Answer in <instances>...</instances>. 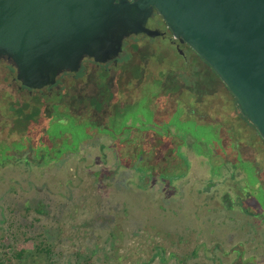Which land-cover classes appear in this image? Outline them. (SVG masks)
I'll list each match as a JSON object with an SVG mask.
<instances>
[{
	"label": "rangeland",
	"instance_id": "rangeland-1",
	"mask_svg": "<svg viewBox=\"0 0 264 264\" xmlns=\"http://www.w3.org/2000/svg\"><path fill=\"white\" fill-rule=\"evenodd\" d=\"M130 42L139 49L112 82L98 68L39 94L36 117H62L48 145L56 157L67 153L46 164L26 160L27 150L0 164V234H50L55 264H264V154L258 135L241 129L255 127L228 114L230 95L208 97L203 77L216 78L209 67L181 77L165 48ZM15 76L1 58L0 105L27 96ZM137 101L144 107L133 111ZM13 120L0 115V140L9 144L21 137ZM101 170L114 177L98 182Z\"/></svg>",
	"mask_w": 264,
	"mask_h": 264
},
{
	"label": "water",
	"instance_id": "water-1",
	"mask_svg": "<svg viewBox=\"0 0 264 264\" xmlns=\"http://www.w3.org/2000/svg\"><path fill=\"white\" fill-rule=\"evenodd\" d=\"M154 8L264 140V0H0V58L22 85L42 89L85 57L117 59L131 35L160 34L146 26Z\"/></svg>",
	"mask_w": 264,
	"mask_h": 264
},
{
	"label": "trees",
	"instance_id": "trees-1",
	"mask_svg": "<svg viewBox=\"0 0 264 264\" xmlns=\"http://www.w3.org/2000/svg\"><path fill=\"white\" fill-rule=\"evenodd\" d=\"M21 91L23 90L21 89ZM37 95H30L28 93L27 96L21 95L17 97L15 95L6 105H0V115L3 117L12 116L14 119L13 130L21 133L20 139L11 144H9L8 141L0 140V164L6 165L10 163V161L15 159L16 154L20 156L25 155V151L27 150H30V152L26 154V160H34V162L43 160L46 164L61 160L64 154L67 153V151H65L60 156L56 157L53 154V149L55 147L48 145L49 140L55 139L53 135L55 134L53 124L60 123L58 121H61L62 117L55 114L52 118L48 119L44 117L37 118L36 116L40 114L41 110L37 104H42L41 98ZM68 117L70 118V116ZM40 123L41 126L37 127ZM93 176L98 182L103 177H114L111 172L105 170L97 171ZM262 191L263 186L260 194H262ZM36 210L44 212L45 204H38ZM20 235L26 237L29 243L21 246L15 245L14 241H16ZM41 236L42 235L32 232L30 229H26L20 233L2 232L0 234V264H55V251L52 241L50 240L51 235L48 234L42 238ZM187 257L186 255L182 257V259Z\"/></svg>",
	"mask_w": 264,
	"mask_h": 264
},
{
	"label": "flooded vegetation",
	"instance_id": "flooded-vegetation-1",
	"mask_svg": "<svg viewBox=\"0 0 264 264\" xmlns=\"http://www.w3.org/2000/svg\"><path fill=\"white\" fill-rule=\"evenodd\" d=\"M146 26L151 28V29H154V30H159L160 34H158L156 36H148L147 34H138V35H131L130 37L125 38L124 41H123V51L120 53L119 57L117 59H112V60H110V61H108L106 63H99V62H96L93 58L85 57L82 60V65H81V68H80V70L78 72H65V73L61 74L58 77V80H57V82L54 85H49V86H46V87H44L42 89H30V88L22 85L21 81H19L16 78V76L13 77V80L20 82L19 87L22 90L26 91L30 95H37L38 94L37 96H39V94L45 93L48 90H53L56 87L59 88L60 85L63 83V82H61V79H63V77L66 76V75H70V77L73 78L74 80L75 79H83L84 80L85 79V75L93 72L96 69L98 70V68L101 69L100 72H104L105 74H107V78L109 79V82H112V80L114 79L113 71L115 69H117V67L119 66V63H121L122 61H127L128 62L131 59L132 55H133L132 51L134 49L135 50L139 49L138 44L135 45L136 43L130 42V40L131 39H138V38H141V37H144L146 40L154 43L155 47H156V51L157 50L161 51L163 48H166V47L171 48L173 55L175 53V56L177 57V59L182 57L184 59L185 63L192 62L191 61V55L192 54L197 55L198 57H200L187 43H182V42H180L179 40H176L173 37L171 30L168 28L166 22L164 21L163 17L160 15V13L157 11V9L154 8L152 10V12L150 13V15L148 17V20L146 21ZM179 52H181L182 55H180ZM128 54H130L129 58L126 57ZM167 59L170 60V58L166 57L165 60H167ZM39 98H40V96H39ZM138 101H137L136 105L131 108L133 111L135 110V108H136V110H138V108L140 106L144 107L145 99L143 97L141 99V101L144 103V105H142L141 102H138ZM130 113L127 112V113H125V115H131L130 119L132 120V116L134 114L133 113L130 114ZM117 118L118 117H116V119ZM116 119L114 117V121ZM127 123H128V120L126 121L125 125H127ZM126 127H128V126H126ZM126 127L124 126V128H126ZM104 132L113 133L114 134L113 131L112 132H110V131L108 132L107 130H105ZM121 132H123V131H121ZM126 132H132V129H130L129 131L126 130ZM117 136H118V134H117Z\"/></svg>",
	"mask_w": 264,
	"mask_h": 264
},
{
	"label": "crops",
	"instance_id": "crops-1",
	"mask_svg": "<svg viewBox=\"0 0 264 264\" xmlns=\"http://www.w3.org/2000/svg\"><path fill=\"white\" fill-rule=\"evenodd\" d=\"M168 52V58H170V60H169V62H170V64L173 66L172 67V69H174V67L175 68H177V69H179L180 67H182V72L180 73V76L182 77V73L183 72H185V73H188L189 75H199V73H201L202 74V72L204 71V69H205V67L207 66V67H209L210 69H211V72H214V70L202 59V58H200V57H198L197 55H194V54H192L191 55V61L192 62H190V63H185L184 62V59L182 58V57H180L179 59H177L176 61L175 60H173V58H172V50H171V48H169V47H166L165 48ZM174 61V62H173ZM179 61H181V64H180V66L178 65V62ZM205 66V67H204ZM185 68V69H184ZM203 69V70H202ZM190 70H191V72H190ZM201 74L199 75V76H197V77H201ZM216 73L214 72V75H215ZM175 76H177V75H175ZM175 76H174V80H175V82L177 83L178 82V79H176L175 78ZM179 76V75H178ZM177 76V77H178ZM210 77H211V74H210V76L206 73L205 74V76L203 77L204 78V80H203V84L205 85V87H206V85L208 84V86H209V89H210V91L207 93L209 96L208 97H210L211 95H213V92L216 94V95H218V97H226L227 99H225V100H227L228 101V99H229V95H230V97H231V99H229V100H231L232 102H230L231 103V105L230 106H227V111H228V114H229V112H231V114H232V116L234 117V119L235 118H238L239 117V115H240V117L242 118V116H241V114H240V111H239V109H238V106H237V103H236V100H235V98L233 97V95L229 92V90H228V88L226 87V85L223 83V81L220 79V77L216 74V78L215 79H210ZM184 79H187V78H184ZM197 82H198V80H196L195 81V84H197ZM200 88V87H199ZM221 91V92H224V93H221L220 94V92L218 91ZM232 95V96H231ZM205 98V97H204ZM238 112H239V115H238ZM236 113H237V115H236ZM243 119V118H242ZM245 121V120H244ZM248 123V122H247ZM241 129L243 130V131H245V135H247V137H250V138H254V140L256 139V135H258V137H259V139L260 140H258V142L260 143L259 144V146H258V148L260 147V149L261 150H263V154H264V142H263V140H262V138L260 137V135H259V133H255L254 132V129H252V128H250V126H249V123L245 126H241ZM191 136H193L192 134H191ZM194 138H196L197 140L198 139H200V140H202L201 138H203V137H197L196 135H194L193 136ZM91 138H93V134H89L88 136H87V138L85 139V141L84 142H87L88 140H90ZM204 139V138H203ZM257 140V139H256ZM242 145H244V146H249V145H247V143H246V141L244 142V144L242 143ZM196 148H197V146H196ZM239 156L241 157V154H239ZM244 159L242 158V161H243ZM262 161L264 162V156L262 157ZM242 170H244V171H248L249 169H246V167H243L242 168Z\"/></svg>",
	"mask_w": 264,
	"mask_h": 264
}]
</instances>
